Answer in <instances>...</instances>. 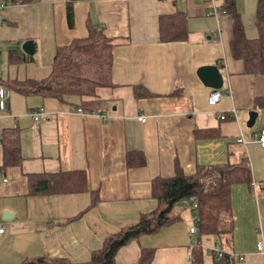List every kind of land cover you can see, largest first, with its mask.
Returning a JSON list of instances; mask_svg holds the SVG:
<instances>
[{
	"label": "crops",
	"instance_id": "0c3cea01",
	"mask_svg": "<svg viewBox=\"0 0 264 264\" xmlns=\"http://www.w3.org/2000/svg\"><path fill=\"white\" fill-rule=\"evenodd\" d=\"M67 1L9 3L0 9V82L45 77L56 49L84 38L97 22L113 39L114 87L97 91L92 114L77 111L75 96L62 102L8 90L0 136L4 128L20 129L21 163L0 170V264L42 254L83 263L103 239L155 208L154 177L172 176L176 165L191 175L198 165L243 159L251 183L231 186L234 226L227 241L221 239L222 249L235 254L232 264H264L256 249L258 241L264 244V149L253 137L264 127V74L244 72L242 60L231 56L232 17L221 10L225 0H76L72 26L65 18ZM234 1L245 35L256 38L257 0ZM175 11L187 16V39L160 42L158 17ZM25 40L33 41L32 55L19 48ZM202 65H216L223 78L221 98L213 105L206 97L212 88L196 73ZM40 108L44 112L34 120L31 113ZM253 111L257 115L249 126ZM206 129L217 132L205 138L196 132ZM133 152L145 162L129 164ZM1 158L0 147V166ZM61 171L83 172L87 190L69 191L74 183L66 180L60 192L53 183L51 192L29 194V186L44 175ZM180 208V221L120 247L115 264L134 263L142 247L154 249L150 264H190L191 247L200 238L189 233L191 211ZM5 211L10 217H3ZM207 238H201L202 245L218 240ZM202 248L203 264H214Z\"/></svg>",
	"mask_w": 264,
	"mask_h": 264
},
{
	"label": "trees",
	"instance_id": "16d2710c",
	"mask_svg": "<svg viewBox=\"0 0 264 264\" xmlns=\"http://www.w3.org/2000/svg\"><path fill=\"white\" fill-rule=\"evenodd\" d=\"M38 0H11L15 4H27ZM69 0L66 4L67 23L72 26L73 6ZM221 10L232 17V38L229 41L230 54L234 59L242 60L244 72L264 74V0H257L255 25L258 29L256 38H247L244 25L236 11L234 0H225ZM187 16L183 11L164 14L158 17L160 42L185 40L188 36ZM100 25L95 22L87 30L84 38L74 39L69 44L56 49L49 72L41 79H24L3 81L8 91L15 90L22 95L37 94L65 101L71 96L78 98L80 108L97 112V91L102 88L114 87L111 78L113 66V39L106 36ZM29 58V57H28ZM31 58V57H30ZM9 93V91H8ZM9 95V94H8ZM96 109V110H95ZM17 126L1 130L0 147L2 158L0 170L21 163L20 132ZM202 136H215L216 130L196 131ZM134 153V152H133ZM129 158L131 162L143 164L144 156L135 152ZM134 164V163H133ZM191 175H185L176 165L175 173L170 177H154L151 184V196L156 200L155 208L143 212L138 222L125 226L107 236L97 250L91 251L89 259L73 262L64 257H50L46 254L23 259L17 264H115V253L120 247L139 239L143 234L158 232L161 228L180 221V210L177 205L182 199L194 197L197 203L196 214L198 238L216 237L219 244L227 241L231 235L232 223L231 186L235 183H251V171L246 160L238 163H223L195 167ZM66 180L73 182L69 191H86L85 174L77 171L57 172L44 175L38 183L31 185L29 194H43L50 191L53 183H59L55 192L63 189ZM42 185L47 189L39 190ZM97 197V192L93 193ZM94 200V198H92ZM95 201V200H94ZM75 219V218H72ZM224 237V238H223ZM215 242V241H214ZM203 248L194 244L191 247L190 264H203ZM152 248L142 247L139 258L132 264H150L153 258ZM234 257L224 254L214 258V264H232Z\"/></svg>",
	"mask_w": 264,
	"mask_h": 264
},
{
	"label": "built area",
	"instance_id": "2783aa9c",
	"mask_svg": "<svg viewBox=\"0 0 264 264\" xmlns=\"http://www.w3.org/2000/svg\"><path fill=\"white\" fill-rule=\"evenodd\" d=\"M205 1V0H202ZM211 2H213L214 0H210ZM9 3H11V0H0V9H3L5 7H7V5H9ZM213 9V7H212ZM212 14L217 15V12L215 10L210 11ZM8 91L5 89V87L3 86V84H1L0 82V110H4L6 105L5 102L8 98ZM207 97V103L209 105H213L215 103H217L219 101V99L221 98V91L218 89H212L209 93V95L206 96ZM77 111L79 113H84V114H92L95 113L94 110H84L81 109L80 107L77 109ZM41 112H44V110L42 108H40L37 111H32L31 113V117L34 120L39 119L38 115H40ZM221 119L225 118V115L222 114L220 116ZM137 119L140 122H145L146 117L144 115H139L137 117ZM254 141L258 143V145L261 147V149H264V127L260 128L255 134H254ZM238 141L239 142H245V140L239 136L238 137ZM1 181H6L5 178H2ZM181 205H183L185 207V209L191 211V216H190V226H189V233L191 235H197L198 232V228L197 225L195 224L196 219H197V214H196V210H194L195 208H197V203L194 197H190L188 199H182L180 202ZM2 225H0V233H2ZM195 244L201 245L203 246L207 252H209V254L211 253L213 255L214 258L219 259L222 256H224V254L229 255L230 257H236L234 253L232 252H227V251H223L222 246L219 244V242H214V243H210L209 245H202L200 240H197L195 242ZM258 251H260V253H262L264 255V244L263 241L260 240L257 242V248ZM237 259H242L241 255H238Z\"/></svg>",
	"mask_w": 264,
	"mask_h": 264
},
{
	"label": "water",
	"instance_id": "95a60500",
	"mask_svg": "<svg viewBox=\"0 0 264 264\" xmlns=\"http://www.w3.org/2000/svg\"><path fill=\"white\" fill-rule=\"evenodd\" d=\"M90 14V17L92 18V21L95 22V18ZM21 51L25 55H32L34 51L33 47V41L32 40H25L22 45L19 46ZM197 75L199 79L202 81L204 85L212 88V89H221L222 88V75L219 71V68L216 67V65H202L200 67L196 68ZM257 113L255 111L249 113V119L247 121V125L251 126L256 118ZM4 218L10 217V213L5 211Z\"/></svg>",
	"mask_w": 264,
	"mask_h": 264
},
{
	"label": "rangeland",
	"instance_id": "374dc122",
	"mask_svg": "<svg viewBox=\"0 0 264 264\" xmlns=\"http://www.w3.org/2000/svg\"><path fill=\"white\" fill-rule=\"evenodd\" d=\"M254 126H255V125H254ZM180 205H181V204H180ZM181 206L183 207V205H181ZM181 206L177 205V207H178L179 210L181 209V208H180Z\"/></svg>",
	"mask_w": 264,
	"mask_h": 264
}]
</instances>
